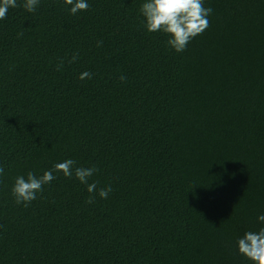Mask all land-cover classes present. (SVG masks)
Segmentation results:
<instances>
[{
  "label": "trees",
  "instance_id": "1",
  "mask_svg": "<svg viewBox=\"0 0 264 264\" xmlns=\"http://www.w3.org/2000/svg\"><path fill=\"white\" fill-rule=\"evenodd\" d=\"M143 2L17 0L0 20V264H253L237 239L264 227V0H203L183 52ZM69 158L98 169L94 203L62 172L16 203L17 176Z\"/></svg>",
  "mask_w": 264,
  "mask_h": 264
},
{
  "label": "clouds",
  "instance_id": "2",
  "mask_svg": "<svg viewBox=\"0 0 264 264\" xmlns=\"http://www.w3.org/2000/svg\"><path fill=\"white\" fill-rule=\"evenodd\" d=\"M40 0H23V8L28 12H34L39 5ZM69 5L71 14L78 11H86L89 7L87 0H64ZM17 0H0V20L5 19L10 8L20 7ZM140 13L144 18V27L149 32H163L168 36L166 41L177 52H183L188 43L197 35L202 34L209 26L208 17L212 13L210 7L206 8L203 0H145L140 6ZM18 35H22L19 33ZM97 46H102V41ZM78 59L77 54H73L68 63ZM64 59L57 64V70H62ZM92 73L84 71L80 74V79H91ZM123 81L125 76H120ZM76 161L69 158L63 162L55 163L52 169L43 172L37 176L33 172L27 173V178L17 176L11 188L17 204H23L27 207L37 198L38 193L43 192L44 185L50 184L56 177L55 172H62L65 177L71 178L73 175L81 183L85 184L87 191L92 193L87 199V203L95 202L97 194V182L89 183L98 169L92 167H77ZM4 168L0 166V175H3ZM112 191L111 185L99 188L98 195L103 199L108 198ZM258 221L264 224V214L257 217ZM239 253L247 257L253 264H264V227L258 231H247L237 239Z\"/></svg>",
  "mask_w": 264,
  "mask_h": 264
}]
</instances>
